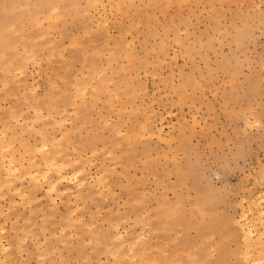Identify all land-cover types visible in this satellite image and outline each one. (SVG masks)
I'll list each match as a JSON object with an SVG mask.
<instances>
[{
	"label": "rangeland",
	"instance_id": "1",
	"mask_svg": "<svg viewBox=\"0 0 264 264\" xmlns=\"http://www.w3.org/2000/svg\"><path fill=\"white\" fill-rule=\"evenodd\" d=\"M0 10V264L264 262V0Z\"/></svg>",
	"mask_w": 264,
	"mask_h": 264
},
{
	"label": "bare ground",
	"instance_id": "2",
	"mask_svg": "<svg viewBox=\"0 0 264 264\" xmlns=\"http://www.w3.org/2000/svg\"><path fill=\"white\" fill-rule=\"evenodd\" d=\"M187 5H188V4H187ZM15 9H16V8H15ZM55 10H56V9H54V11H55ZM131 10H132V9H131ZM0 11H1V10H0ZM122 11H123V10H122ZM168 15H169V14H168ZM60 18H61V17H60ZM54 19H55V17H54ZM54 19H53V20H54ZM56 19H57V17H56ZM1 20H4V18L1 19ZM12 26L14 27L15 25H12ZM137 26H139V25H137ZM11 28H12V27H11ZM138 28H139V27H138ZM8 31H9V30H8ZM97 32H98V31H97ZM89 34H90V33H89ZM11 37L13 38L14 36H11ZM9 38H10V37H9ZM12 38H11V39H12ZM28 38H29V37H28ZM28 38H27V39H28ZM77 38H78V37H77ZM0 39H1V38H0ZM8 40H9V39H8ZM34 42H35V40H34ZM93 42H94V41H93ZM52 43H53V42H52ZM25 44H26V43H25ZM55 44H56V43H55ZM97 44H98V43L96 42V45H97ZM50 45H51V44H50ZM71 45H72V44H71ZM67 46H68V45H67ZM67 46H66V47H67ZM72 46H73V45H72ZM25 47H27V45H26ZM35 47H37V46H35ZM9 49H11V48H9ZM26 49H27V48H26ZM32 49H33V48H32ZM32 49H31L30 52H29L30 55H31V51H32ZM7 50H8V49H7ZM12 50H13V49H12ZM23 50H25V49H23ZM53 50H54V49H53ZM22 53L25 54V52H22ZM27 53H28V52H27ZM2 54H3V53H2ZM2 54H1V55H2ZM5 54H6V53H5ZM5 54H4V55H5ZM62 54H63V53H62ZM33 55H35V54H33ZM33 55H32V56H33ZM65 55H66V54H65ZM32 56L28 58V61H30L31 58L34 59ZM53 56H54V55H53ZM53 56H50V58L53 57ZM3 57H4V56H3ZM17 57H18V56H17ZM34 57H36V56H34ZM87 58H88V57H87ZM14 59H16V58H14ZM26 59H27V58H26ZM2 60H4V58L1 59V61H2ZM12 60H13V59H11V61H12ZM74 60H75V58H74ZM86 60L88 61L89 59H86ZM11 61H8V62H9V65H10V62H11ZM13 61H14V60H13ZM31 61H32V60H31ZM35 61H36V60H35ZM37 61H38V60H37ZM68 61H69V60H68ZM8 62H7V64H5V65H8ZM89 62H90V61H88V63H89ZM29 63H30V62H29ZM36 63H37V62H36ZM38 63H39V62H38ZM11 64H13V62H12ZM41 64H42V63H41ZM41 64H40V66H41ZM67 64H68V62H67ZM68 65H69V64H68ZM10 66H11V65H10ZM16 66H17V65H16ZM24 66H25V65H24ZM51 66H52V65H51ZM7 67H8V66H7ZM66 67H67V66H66ZM19 68H21V67H19ZM19 68H17L15 71L12 70L13 72H15L13 75H15L16 72H19V70H18ZM26 68H28V67H26ZM68 68H69V66H68ZM68 68H67V70H68ZM70 68H72V67H70ZM8 69H10V68H8ZM64 69H65V68H64ZM104 69H105V68H104ZM23 70H24V69H23ZM23 70L20 71L19 73L21 74V72H22V74L24 75L25 72L23 73ZM49 70H50L49 73H51V72H52V71H51L52 68H49ZM55 72H57V71H55ZM9 73H10V72H9ZM20 74H19V75H20ZM55 74H56V73H55ZM15 76H16V75H15ZM17 76H18V74H17ZM17 76H16V77H17ZM21 76H22V75H21ZM24 76H25V75H24ZM24 76H23V77H24ZM51 76H52V75H50V77H51ZM79 76H80V75H79ZM52 77H53V76H52ZM52 77H51V78H52ZM2 78H3V77H2ZM2 78L0 79L1 81H2ZM23 80H24V79H23ZM52 80H53V79H52ZM21 81H22V80H21ZM24 82H25V81H24ZM24 82H23V83H24ZM52 82H53V81H52ZM4 83H6L5 79H4ZM19 83H21L20 80H19ZM93 83H94V82H93ZM0 84H1V83H0ZM25 84H26V83H25ZM49 84H50V83H49ZM3 85H4V86H3ZM7 85H8V84H7ZM94 85H95V84H94ZM1 86H3V87H1L0 89L3 90L4 87H5V84L2 83ZM36 86H37V85H36ZM50 86H51V84H50ZM58 86H59V84H58ZM23 87H24V86H23ZM56 87H57V86H56ZM56 87H55V88H56ZM94 87H96V86H94ZM97 87H99V86H97ZM97 87H96V88H97ZM2 88H3V89H2ZM33 88H34V87H33ZM33 88H32V89H33ZM4 90H5V89H4ZM4 90H3V91H4ZM12 90L15 91L14 89H12ZM56 90H57V89H56ZM13 91H12V92H13ZM30 91H31V90H30ZM34 91H35V90H34ZM81 91H82V92H80V93H81V94H82V93L84 94V92H83L84 89H83V90L81 89ZM102 91H103V90H102ZM103 92H104V91H103ZM27 93H28V90H27ZM18 95H19V94H18ZM22 95H24V94H22ZM84 95H85V94H84ZM36 96H37V95H36ZM27 97H28V96H27ZM38 97H39V96H37V98H38ZM15 98H16V97H15ZM39 98H40V97H39ZM39 98H38V99H39ZM24 99H27V98H24ZM28 100H29V99H28ZM15 103H16V101H15ZM33 107H34V106H33ZM35 107H36V106H35ZM38 107H39V108H38ZM38 107H37L38 109L42 108V107H40V106H38ZM37 108H36V109H37ZM33 109H34V108H33ZM38 109H37V110H38ZM13 110H14V109H13ZM40 110H41V109H40ZM40 110H39V112H41ZM28 111H29V110H28ZM35 111H36V110H34V112H35ZM39 112H38V113H39ZM13 113H14V111H13ZM35 113H36V112H35ZM20 114H21V113H20ZM77 114H78V113H77ZM21 115H23V112H22ZM53 116H54V115H53ZM13 117H14V116H13ZM22 117H23V116H22ZM22 117L19 116V118H22ZM17 119H18V117H17ZM21 120H22V119H21ZM5 121H6V120H5ZM17 121H18V120H17ZM23 121L26 122L25 120H22V121H20V122H23ZM2 122H4V121H2ZM15 122H16V120H15ZM5 123H7V121H6ZM18 123H19V122H18ZM126 124H127V123H126ZM7 125H8V124H7ZM147 125H148V124H147ZM9 126H10L11 128L13 127V126H11V124H10ZM148 126H149V125H148ZM7 127H8V126H7ZM146 127H147V126H146ZM144 130H145V129H144ZM11 131H12V130H11ZM23 131H24V130H23ZM4 134H6V132H4L3 135H4ZM23 134H24V133H23ZM42 136L44 137V135H42ZM147 136H148V135H147ZM149 136H150V135H149ZM42 139H43V138H42ZM56 140H57V139H56ZM57 141H58V140H57ZM58 142H59V141H58ZM6 144H7V143H6ZM6 144H5L4 146H6V147H8V148L11 147L10 144H8V145H6ZM54 146H55V145H54ZM56 146H57V145H56ZM56 146H55V148H56ZM58 146H59V144H58ZM58 146H57V149L60 148V147L58 148ZM45 147H46V146H45ZM45 147H44V148H45ZM2 148H3V147H2ZM46 148H47V147H46ZM6 149H7V148H6ZM4 150H5V149H4ZM7 150H8V149H7ZM41 150H43L42 147H41ZM46 150H48V149H46ZM2 152H3V151H2ZM47 153H48V151H46L45 154L47 155ZM58 154H61V153H58ZM0 155H1V154H0ZM9 158L12 159V155H10ZM14 160H15V159H14ZM14 160L10 161V162H9V166H7V167L9 168V169H8V174H7V175H11V173H10L11 171L13 172V171H17V170H19V168H18L17 164L14 162ZM51 161H53V160H51ZM55 161H56V160H55ZM55 161H53L54 164L56 163ZM32 163L36 164L35 162H32ZM50 164H52V162H51ZM62 164H63V162H62ZM62 164H57L56 166H58V165H62ZM37 165H38V164H37ZM37 165H35V166H37ZM63 165H65V164H63ZM63 165H62V166H63ZM71 166H72V165H71ZM33 168H34V167H33ZM33 168H32V169H33ZM49 168H50V167H49ZM46 170H47V169H46ZM36 171H37V170H36ZM36 171L33 172L35 176H36V174H37ZM80 171H81V170H80ZM80 171H76L75 173H77V174H74V173H73L74 175L72 174V175H73V176L71 175L72 177L69 176V179H70L69 181H72V180H73V181H74V180L77 181V184H75V185H77L79 189L83 188L84 185H83L82 182H85V181H81V180L79 179V174H80V173H78V172H80ZM57 172L62 173V170L59 169V171H57ZM35 173H36V174H35ZM44 173H45V174H44ZM47 173H48V174H46V172H43V175H42V176H43L44 179H45V178H48V177H49V173H51V172H48V171H47ZM67 174H69V173H67ZM67 174H66V175H67ZM47 175H48V177H47ZM66 175H64V174L61 175V174H60L59 179L62 178V180H66V179L68 178V176L66 177ZM40 176H41V175H40ZM43 178H42V179H43ZM32 179H33V178H31V180H32ZM59 179L56 180V181H57V182H58V181H62V180H59ZM12 180H13V179H12ZM50 180H51V179H50ZM50 180H49V181H50ZM97 180H98V179H97ZM59 183H60V182H59ZM8 184H9V186H10V184H12V182H11V183H8ZM44 184H45V183H44ZM63 184H64V183H63ZM42 185H43V184H42ZM77 186H76V188H77ZM4 187H5V186H4ZM106 187H107V185H106ZM49 188H51V190L55 191V190H56V182H53V183L49 186ZM73 188H74V187H73ZM47 190L50 191V189H47ZM53 191H52V192H53ZM66 191H68V190H66ZM71 191H72V190H71ZM50 192H51V191H50ZM63 192H65V190H64ZM79 192H80V191H79ZM66 193H67V192H66ZM66 193H65V194H66ZM63 194H64V193H63ZM75 194H76V193H75ZM24 195H25V194H24ZM76 195H77V194H76ZM25 196H26V195H25ZM91 197H92V196H91ZM55 199H56V198H55ZM55 199L52 200V202L55 201ZM247 200H248V199H247ZM259 200L261 201V199H259ZM253 201H254V200H253ZM263 201H264V198H263ZM259 204H260V203H259ZM55 205H56V204H55ZM247 206H248V205H247ZM76 207H77V205H76ZM76 207H75V208H76ZM8 210H10V209H8ZM242 212H243V211H242ZM259 212L264 216V209H259ZM2 213H3V212H2ZM74 213H75V212H74ZM3 214H4V213H3ZM70 214H72V213H70ZM72 215H74V214H72ZM250 215H251L252 218L250 217ZM253 215H254V214H253V209H252V208H249L248 211L243 212V214L241 213V217H240V219L237 220V221L241 220V224H240V223H239V224L241 225V227H242L241 229H242V231H243V237H242V238L245 240L247 248H249V249H248L249 251L246 250L247 248H246V249L244 248V250L248 251V252H246L247 257H246V255L244 254V253H245L244 250H243V252H244L243 254H244V255H242V256H244L245 259H246V258H248V259L250 258L249 260H251V258H252V249H253L255 246H258V245H261V246H262V245L264 244V229L262 228L263 230H262V229L260 230V229L258 228L257 224H255V223H256V220L254 219ZM261 218H262V217H261ZM126 220H127V219H126ZM77 221H78V220H77ZM136 221H137V220H136ZM136 221H135V222H136ZM138 222H139V221H138ZM139 223H141V222H139ZM257 223H258V222H257ZM63 228H64V227H63ZM117 228H119V226H117ZM1 230H2V229H1ZM1 230H0V231H1ZM159 231H160V230H159ZM2 233H3V232H2ZM59 233H60V230H59ZM119 233H121V232H119ZM140 233H141V232H140ZM70 235H71V233H70ZM117 235H118V234H117ZM120 235H121V234H120ZM120 235H118V236L120 237ZM142 235H143V234H141V236H142ZM47 236H48V235H47ZM115 236H116V235H115ZM145 237H146V236H145ZM138 238H139V237H138ZM138 238H137V239H138ZM116 239H117V238H116ZM122 239H123V238H122ZM141 239H142V238H141ZM3 240H4V239H3ZM5 240H6V239H5ZM46 240H47V239H46ZM244 240H243V241H244ZM42 241H43V240H42ZM135 242H136V240H135ZM145 242H146V241H145ZM147 242H148V241H147ZM257 242H258V243H257ZM1 243H2V242L0 241V244H1ZM136 243H137V242H136ZM148 243H149V242H148ZM41 244H42V243H41ZM7 245H9V246L11 247L10 244H7ZM134 245L137 246V244H135V243H134ZM2 246H3V245L1 244V248H2ZM9 246H8V247L6 246V248L3 247L4 249H3V254H2V255L5 254V251H4V250H6L7 248H8V249L10 248ZM39 246H40V245H39ZM123 246H124V245H123ZM144 246H145V245H144ZM118 248H119V247H118ZM130 248H131V246H130ZM260 248H261V247H260ZM119 249H120V248H119ZM122 249H123V248H122ZM132 249L134 250V247H133ZM143 249H144V248H143ZM155 249H156V248H155ZM120 250H121V249H120ZM210 250H211V248H210ZM131 251H132V250H131ZM146 251H148L147 248H146ZM215 251H216V250H215ZM0 252H1V251H0ZM127 252H129V251H127ZM132 252H133V251H132ZM132 252H131V253H132ZM141 252H142V251H141ZM141 252H140V255H138V256H141ZM138 253H139V252H138ZM143 253H144V252H143ZM143 253H142V254H143ZM128 254H129V253H128ZM144 254H145V253H144ZM144 254H143V255H144ZM240 254H241V253H240ZM259 254H260V253H259ZM115 255H116V254H115ZM143 255H142V256H143ZM44 256H46V255H44ZM144 256H146V254H145ZM146 257H147V256H146ZM213 257H214V256H213ZM63 258H64V257H63ZM126 259H127V258H126ZM133 259H134V258H133ZM248 259H247V260H248ZM263 260H264V259H263ZM2 261H3V259H2ZM154 261H155V260H154ZM1 264H2V262H1ZM3 264H4V263H3ZM250 264H264V262H263V261L261 262V259H258V260H254V259H252Z\"/></svg>",
	"mask_w": 264,
	"mask_h": 264
}]
</instances>
